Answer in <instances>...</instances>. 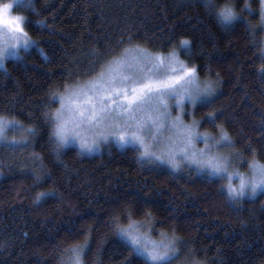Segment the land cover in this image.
Listing matches in <instances>:
<instances>
[{"label": "trees", "instance_id": "obj_1", "mask_svg": "<svg viewBox=\"0 0 264 264\" xmlns=\"http://www.w3.org/2000/svg\"><path fill=\"white\" fill-rule=\"evenodd\" d=\"M242 2L29 0L19 9L36 46L0 68V117L23 140L0 144V264H60L86 238L83 264H142L117 231L142 220L178 238L168 264H264V192L230 198L221 179L173 171L132 146L85 154L58 148L54 135L57 93L129 48L175 50L214 85L191 110L200 128L227 132L234 143L223 150L238 168L264 163V34L259 0H248L253 12ZM228 3L239 18L225 26L216 9Z\"/></svg>", "mask_w": 264, "mask_h": 264}, {"label": "snow or ice", "instance_id": "obj_2", "mask_svg": "<svg viewBox=\"0 0 264 264\" xmlns=\"http://www.w3.org/2000/svg\"><path fill=\"white\" fill-rule=\"evenodd\" d=\"M15 0L0 5V15H10V9ZM212 0H205V7H212ZM242 9L253 12L248 0L242 5ZM217 18L225 26L232 24L239 18L238 13L231 4H224L216 9ZM260 23L264 25V0H259ZM24 17L16 15L10 18L12 27L6 30L0 29V68L4 67V59L7 56L18 57L16 44L21 43L24 36L23 45L28 47L30 40L27 39L22 23ZM188 44L187 38H181L180 46ZM264 69V65H261ZM100 84L101 90H97L95 85ZM211 81L201 82L196 76V66H187L186 62L180 60L175 50L167 57L157 55L155 57L142 56L133 63L126 64L120 61L114 68L110 69L108 75L103 80L92 82L89 88H74L66 96H61V109L53 115L56 119V144L59 148L71 139L70 126L74 129L78 124L89 122L94 125L106 122L120 127L118 120L123 119L126 123L133 121L138 126L137 131L126 133L120 131L119 138L125 141L128 136L143 142L144 137L140 132L151 130L153 137L158 138L159 133L165 126L167 114L166 100L171 96H176L177 105L188 100L190 103H206L213 92ZM67 100V103L65 101ZM163 107L164 111H161ZM209 118L213 117V112L207 113ZM168 126L175 130L173 142L179 141L183 147L177 150L182 153V158L192 159L200 168L208 172L209 176L223 175L227 173L229 183L227 184V194L230 198H238L247 193H255L257 190H264V165L255 160L249 161L252 172L250 176L239 175V185L231 183L233 172H228L227 161L229 157L224 154L205 156L201 151L197 154L194 150L190 152V146L195 139L203 138L211 140V147L217 145L230 146L234 142L226 131H221L218 138L210 137L208 134L194 132L190 125H184L177 118L175 121L167 122ZM16 122L3 121L0 119V132H3L7 125L15 126ZM34 130V129H33ZM15 139V137H13ZM93 142L82 141L81 148L91 149ZM238 154V153H237ZM141 155H154V153H141ZM175 152L171 153L174 158ZM161 160L164 156L159 157ZM172 166L176 163L170 160ZM150 215V214H149ZM135 221H130V225L118 228L117 231L121 239L129 247V251L142 259V264H168V261L179 254L175 244L178 238L169 239L167 243L157 244L150 242L148 238L134 230ZM87 238L83 244L73 245L70 255L61 257L60 264H83L82 254L84 252ZM127 264V261L125 262Z\"/></svg>", "mask_w": 264, "mask_h": 264}, {"label": "rangeland", "instance_id": "obj_3", "mask_svg": "<svg viewBox=\"0 0 264 264\" xmlns=\"http://www.w3.org/2000/svg\"><path fill=\"white\" fill-rule=\"evenodd\" d=\"M28 1L29 0H15L12 8L10 9V15L8 14L0 15V29H4V30H6L9 27H12V23H10L11 17H15L18 14L22 15L24 17V21L22 23L24 33L26 34L27 39L31 41L28 47L25 48L23 45V39H24L23 35L21 37V43L16 44V42L13 40L12 43L16 45V50L19 52V56L18 57L7 56L5 57L4 62L8 58H20L25 52L29 51L32 47L36 46V41L28 34V32L25 29V24H24L25 15L19 11V9L23 7L25 3H27ZM8 2H11V0H0V5H2L3 3H8ZM228 4H231L233 6L232 3H228ZM262 28H263V34H264V25H262ZM262 43H263V48H264V35H263ZM170 53L168 54L153 53L142 47L141 48L140 47L129 48L125 50L121 55H119L118 57L114 58L109 63H107L105 67L94 77L90 78L89 80H85V81L70 85L66 87L63 91L57 93L56 100L58 102V107L54 113H56L57 110L61 109V96H66V94L74 88L92 87L93 81L103 80L104 78H106L110 69L114 68L120 61H124L126 64H128V63L135 62L136 60L140 59L144 55L148 57H155L157 55L167 57ZM196 76L199 79V81H201L202 83L205 82L203 79L198 77L197 73H196ZM95 87L97 90H101L100 84H96ZM212 87L214 89L213 84H212ZM65 103H67V100L65 101ZM194 105L195 104L190 103L188 100H184L179 105H177V98L174 95L167 98L166 100L167 114L165 117L166 123H165L163 130L159 133L158 138L153 137L151 130H147L146 132L145 131L140 132V135L144 137L142 143L140 140L135 139L131 136H128L125 141H122L119 138V134H118L120 131H125L126 133H128V132L138 130V126H136L133 121H128L127 125L129 126L126 127L125 121L123 119H120L118 120V123L120 125L119 128H117L115 124H112L109 122H106L100 125H94L89 122H84V123L78 124L74 129H72L70 126L71 139L69 140V142L63 144L62 148H65L68 146H74L85 154H96L101 151V148H103L102 146H105L107 144L113 143L119 147L132 146L138 150L139 156L141 158H144L149 161L161 163L173 171H178L180 169H183L184 167L186 168L188 167V168L195 170L197 173H205L208 175V172L200 168L195 162H193L192 159L182 158V153L178 151L177 149L180 147H183V145L180 144L179 141L175 143L173 142L175 130L170 128L167 123V122L175 121L177 118H179V120L182 121L184 125H190L194 132H198L201 134L206 133L210 137L218 138L219 136L215 137L214 135L200 128L199 122L191 115V110ZM161 111H164L163 107H161ZM53 118H54V135H55L56 119L54 115H53ZM0 119H2L3 121H11V120H7L2 117H0ZM19 128L20 126L18 123H16L14 127L11 125H7L6 127H4L3 132H0V144H5L6 146L17 147L18 145H14L13 143L16 141L22 142L23 140L18 139V138L13 139L12 137H10L9 134L15 129H19ZM82 141H88V142L94 141L92 148L91 149L81 148ZM211 144H212L211 140L206 141L203 138L195 139L194 144L190 146V152L194 150L197 154H199L201 151H203L205 156L215 155V154L227 155L229 157V160L227 161L228 172L234 173V175L231 177V183L236 184L237 186L239 185L240 177L239 175H236V173L242 174L245 177L251 175L252 170L250 167H248L247 170H242L233 163L232 161L233 154L231 153L228 154L223 150L225 145H217L215 147H211L210 146ZM172 152L176 153L174 158L171 156ZM141 153H150V154L154 153V155H141ZM161 155L164 156L163 160L159 158ZM173 159H174V162L176 163L175 167L172 166V163H169V161ZM258 163L261 165H264V163H260V162ZM211 177H217L221 179L224 185L225 191L227 192V184L229 183V177L227 173H224L222 176L212 175ZM261 192H264V190H257L255 193H247L243 196H240L234 199H239L241 197L242 198L254 197ZM135 222L136 224L133 225L134 230H138L140 233H143L150 242H155L157 244H163V243H167L169 239L174 238L173 236H170L167 233L162 232L161 230L153 229L152 224L149 221L142 220V221H135ZM129 225L130 223L126 226H129ZM69 255H70V252L68 253L67 256ZM173 260L174 258L170 259L168 263ZM182 261L184 260L177 261L175 264H187Z\"/></svg>", "mask_w": 264, "mask_h": 264}]
</instances>
